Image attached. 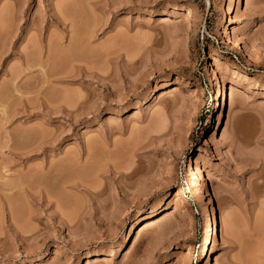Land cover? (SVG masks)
I'll return each instance as SVG.
<instances>
[{
	"label": "rangeland",
	"instance_id": "obj_1",
	"mask_svg": "<svg viewBox=\"0 0 264 264\" xmlns=\"http://www.w3.org/2000/svg\"><path fill=\"white\" fill-rule=\"evenodd\" d=\"M0 264H264V0H0Z\"/></svg>",
	"mask_w": 264,
	"mask_h": 264
},
{
	"label": "bare ground",
	"instance_id": "obj_2",
	"mask_svg": "<svg viewBox=\"0 0 264 264\" xmlns=\"http://www.w3.org/2000/svg\"><path fill=\"white\" fill-rule=\"evenodd\" d=\"M233 29L234 28H231V30L233 31ZM228 41H229V39H228ZM228 43H230V42H228ZM233 43V42H232ZM234 44V43H233ZM233 47H235V45L233 46ZM237 47V46H236ZM237 49V48H236ZM239 49V48H238ZM245 53H246V51H245ZM235 74H236V72H234ZM230 88V87H229ZM232 88V87H231ZM174 90V89H173ZM231 91V90H230ZM229 91V92H230ZM226 95V94H225ZM227 104V103H226ZM223 116V115H222ZM220 117V113H219V115H218V117L217 118H219ZM220 119V118H219ZM43 172V171H42ZM49 173H51V172H49ZM180 191H178V193H179ZM167 216V215H166ZM212 217H213V223H214V226H215V223L217 222V216H216V214H215V212H214V210H213V208H212ZM164 219V218H163ZM155 220V219H154ZM157 221V220H156ZM150 223H148V224H146V225H144L143 227H141L140 228V231L139 232H143L142 230H144V228L146 229L147 227L148 228H151L152 227V225L155 223L154 221H149ZM158 222V221H157ZM149 225H151V227H149ZM156 225V223L154 224V226ZM213 226V225H212ZM213 228V227H212ZM211 232H213V236H214V240H215V228L214 229H211ZM109 254V253H108ZM111 254V253H110ZM112 256V255H111Z\"/></svg>",
	"mask_w": 264,
	"mask_h": 264
}]
</instances>
